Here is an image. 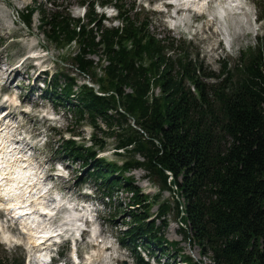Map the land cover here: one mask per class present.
<instances>
[{
  "label": "trees",
  "instance_id": "obj_1",
  "mask_svg": "<svg viewBox=\"0 0 264 264\" xmlns=\"http://www.w3.org/2000/svg\"><path fill=\"white\" fill-rule=\"evenodd\" d=\"M31 2L22 24L29 27L36 13L45 41L56 48L74 44L71 67L97 85L94 90L78 84L61 71L47 80L45 99L103 137L91 134L87 147L60 139L54 153L79 162L85 175L79 171L77 180L92 181L101 199L129 195L124 207L117 205L118 212L128 210L117 243L134 264H160L155 254L161 258L168 246L175 247L161 233L169 212L182 240L196 245L211 264H264V36L257 37L260 45L246 59V51L240 53L245 62L236 76L223 61L214 73L180 45L175 48L174 40L150 35L147 17L131 13L133 1L124 8L123 0H79L81 18L54 0ZM104 6L115 11L117 26H104L103 15L95 13ZM106 137L114 138L113 153L124 157L120 165L96 158ZM134 170L168 192L171 201L157 204L156 197L142 194L125 175ZM150 204L158 205L153 220L146 217ZM0 264L22 261L3 258Z\"/></svg>",
  "mask_w": 264,
  "mask_h": 264
},
{
  "label": "rangeland",
  "instance_id": "obj_2",
  "mask_svg": "<svg viewBox=\"0 0 264 264\" xmlns=\"http://www.w3.org/2000/svg\"><path fill=\"white\" fill-rule=\"evenodd\" d=\"M78 1L54 0V3L61 5L60 7H68L71 17L81 18L82 9L81 6L77 5ZM131 1L123 0V7L129 8ZM39 2L42 3L43 0H36V3ZM162 2L164 1L135 0V7L131 13L141 10V17L146 16L150 21L147 27L150 35L153 34L157 39L165 37L174 40L176 42L174 44L175 48L178 49L180 45L183 49H186L190 58L196 57L206 71L219 72L220 64L215 63V59L219 58L222 59L220 61L224 62L225 70L236 76L238 73L234 71L240 69L243 62H245L242 58L239 61L240 53L246 51V54H244L246 59L245 55H251L248 51L253 52L260 45L257 37L261 39L264 36V0H239L237 9L234 7L235 10L226 17V30L231 45L229 54L222 50L223 45L225 46L226 44V38L222 34L224 27L215 20L216 13H218V8L220 7L219 2L208 3L204 15L208 14L209 17L193 13L188 14V11L184 10L181 11L186 14L179 11L177 16L169 17L168 14L158 11ZM31 3V0H0V93H6L7 95L6 102H2L0 99V107H5L3 109L4 112H10L4 121H0V124H4L7 120V123L9 122L8 125H10L9 130H7L9 134L22 133L20 141L24 142L25 150L30 155L29 159H31V162L33 160L32 164L45 171L43 173L44 176L47 174V169L53 167L56 163L58 164L60 169L58 174L61 176H53L55 179H50L49 185H54L55 190L59 189V196L64 201L67 199L71 201L68 206L72 207L80 217H88V223L84 224L86 233L81 235V241L76 242V254L83 257L82 262H89L87 257L92 256L90 264H134L128 251L117 243L119 231L124 230L128 222L126 214L128 210L125 209V212H118L120 209L117 208V205L119 204L121 208L124 207L130 201L129 195L117 193L116 200L111 202L105 198L101 199L99 194L93 192L92 181L86 180L81 183L82 179L77 180L79 171H81L79 162H66L64 157L54 153V149L59 144L60 139L70 138L87 147L90 145L88 139L91 134H96L97 138L103 137L96 130L93 131L87 125H84V122L76 123L71 113L64 112L62 108L55 107L51 102L43 99L47 80L55 72L61 71L74 77L78 84H87L94 90L97 89V85L90 84L88 78L79 76L71 67V57L76 50L74 44L71 43L63 48H56L54 44H48L45 41L37 28L36 13L31 16L29 27L22 24L21 17L24 15V10L31 6ZM221 5H224L223 0ZM112 15L113 11H108V21L103 22L104 26L116 25V22L111 19ZM194 20L200 23V33L195 38L193 37L192 40H190V36L182 38L180 33L182 29L177 25L185 23L189 26L190 22ZM173 24L176 27L173 26V31H170L169 28ZM31 50H34L38 57L35 61L37 66L34 68L31 67L33 62L26 58ZM90 59L93 62H97V57L95 56L90 57ZM100 64L101 67L105 65L102 61ZM26 67H31L33 72L27 71ZM14 68H16L17 74L10 78L8 85L5 77L7 72ZM95 74L97 77L102 76L98 69L95 70ZM35 76H37L36 79L32 81ZM212 81L210 79L205 80L206 83H211ZM151 91L153 94H157L156 87L151 86ZM1 113L2 111H0V120H2ZM113 139V137L103 139L104 147L102 150L96 151V158H103L106 161L120 165L124 157L121 158L113 153ZM21 146L23 147V143ZM84 171L85 168L82 169V176L80 177L85 175ZM125 175L132 177L134 184L140 189L142 194H146L150 199L156 197L157 204L165 201L169 202V193L161 192L155 184L144 179L142 171H129ZM89 199H93L95 202H92L91 207H87L88 210L73 206L72 201L74 200L86 201ZM157 204H150L148 207L147 220L155 219ZM128 207L134 211H142L138 206ZM63 209L65 207L62 206L60 213L57 212L54 216L55 226L62 224L66 219V216L61 213L64 211ZM3 218L4 216L1 215L0 237L5 229L9 230L3 222ZM165 220L167 221V226L161 232L163 239L176 245L173 247L174 249L167 247L170 257L167 254L160 258L159 256L161 255L155 254L160 264L166 261L169 264H211L208 256L201 257L199 255L196 245L182 240L178 234L179 224L172 212L166 215ZM78 223L82 224V221ZM154 223L158 225L159 221L157 220ZM62 226L67 227L66 225ZM70 232L72 231L68 233ZM11 235L17 237L19 234L13 231ZM19 238L18 241L10 243H5L0 238V259H22L23 264H26L27 248L24 238L22 236H19ZM20 244L21 246H19ZM67 250L66 241L62 243V248H60L65 261ZM97 250H102V252H100V258L95 260L93 252ZM140 256L144 260L148 258L143 253H140ZM184 256H187L188 260H184ZM149 263L154 264V261L149 260Z\"/></svg>",
  "mask_w": 264,
  "mask_h": 264
},
{
  "label": "bare ground",
  "instance_id": "obj_3",
  "mask_svg": "<svg viewBox=\"0 0 264 264\" xmlns=\"http://www.w3.org/2000/svg\"><path fill=\"white\" fill-rule=\"evenodd\" d=\"M171 1L177 3L179 11L195 12L196 15L205 11L208 2H219V0ZM235 2L238 3V0L230 1V3ZM235 8L237 9V6ZM222 13H224L223 7L220 6L217 14L221 15ZM16 74V68L7 72L5 77L7 84L10 78ZM9 114L10 112L7 113V115ZM7 127L5 126L3 130ZM5 135L7 134L0 133V197L6 198L4 201L0 200V208L5 207L3 212L10 223L8 226L5 223L6 227L8 229H13L14 226L18 227L26 239L28 252L32 256L42 257L49 242V239L44 241L45 238L48 237L56 240L59 237L58 234L64 232L72 231L73 233H78L80 226L78 222L81 221L82 217L73 208L68 207V210L63 209L64 211L61 212L63 216H66L63 223L59 224L56 228L52 226L54 214L61 211L60 204H53L55 203L54 200H48L46 188L39 181L38 166L32 164L33 160L31 162L29 157H24V155L18 156L20 151L17 150L18 152L15 153V147ZM11 207L16 208V211L12 214L7 210ZM62 225H66L67 227H63ZM18 237H14L6 229L2 234L5 242H9L10 240L18 241ZM100 252L102 250L93 252L95 260L100 258ZM91 258L92 256L87 257V260H91Z\"/></svg>",
  "mask_w": 264,
  "mask_h": 264
}]
</instances>
